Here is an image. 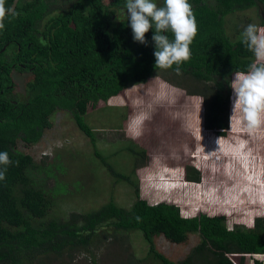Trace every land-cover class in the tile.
<instances>
[{
  "label": "trees",
  "instance_id": "trees-1",
  "mask_svg": "<svg viewBox=\"0 0 264 264\" xmlns=\"http://www.w3.org/2000/svg\"><path fill=\"white\" fill-rule=\"evenodd\" d=\"M160 1L158 6H163L164 0ZM12 2L6 0V6ZM64 3L19 0L18 15L6 16L5 27L0 29V152L7 151L12 161L5 179L0 181V264H31L48 254L89 252L94 241L100 244L105 239V234L99 233L105 232L106 227L140 232L149 246L147 257L158 264H244L247 256L251 264H264L261 260L264 219L258 217L246 226L236 222L232 227L228 225L234 218H249L252 212L261 211V194L246 183L240 184L238 180L242 179L237 175L234 182L222 177V172L216 173L223 171L217 164L225 162L215 156L204 161V165L202 152L194 148L195 137L183 129L177 144L170 145L164 138L168 142L165 147L168 144L173 147L172 154L178 156V160H172L174 163L188 167L190 175L186 178L197 185L185 187V194L198 201L176 197L180 190L175 188L152 203L139 195L137 182L130 175L115 171L106 158L96 153L111 176L135 187L133 204L125 209L110 200L92 212L71 213L65 220L43 221L53 203L29 176L30 171H37V164L30 155L20 152L17 144H37L51 127L50 118L56 111L68 112L78 129L94 143L93 130L84 120L89 112L123 96L130 84L145 83L156 72L176 73L175 65L169 69L155 68L154 29L145 34L147 45L133 40L127 15L123 18L116 15L126 9V0H67L66 7ZM189 3L198 32L190 45L191 57L182 63L179 75L212 83L203 120L205 129L234 143L241 140L240 132L250 135L240 130L241 123L240 129L229 125L230 81L235 71L248 70L254 55L240 37L230 39L225 30L226 17L264 5V0H189ZM258 26L264 27V18ZM165 34L173 39L171 32ZM17 88L20 95L15 92ZM159 114L163 135L167 127L170 131L183 127L181 120L171 118L165 110ZM148 123L152 124L151 118ZM139 133L135 136L136 143L145 138L146 127ZM155 137L162 138L159 134ZM126 151L137 161L146 160L148 155L135 144ZM190 162L192 165L187 166ZM240 186L243 190L234 193L235 199H241L240 207L224 210L219 204V194L224 197L228 188ZM252 186L256 188V182ZM199 200L203 201L196 205ZM216 203L222 210L209 215ZM190 206L193 215L185 213ZM192 234L198 235L199 241L179 263L156 250L157 236L179 245L185 244Z\"/></svg>",
  "mask_w": 264,
  "mask_h": 264
},
{
  "label": "rangeland",
  "instance_id": "rangeland-1",
  "mask_svg": "<svg viewBox=\"0 0 264 264\" xmlns=\"http://www.w3.org/2000/svg\"><path fill=\"white\" fill-rule=\"evenodd\" d=\"M159 1L154 0L157 5ZM116 15L123 18L127 15L126 9L118 11ZM263 18L264 5L228 16L225 22L226 33L235 41L247 25H259ZM211 88L212 83L205 84L190 77L164 71L156 72L145 83L130 84L123 96L100 104L84 117L93 130L94 143L78 129L68 112L56 111L50 118L51 127L45 131L37 144H17V149L30 155L37 164V171H30L29 176L53 203L43 221L47 222L53 218L65 220L71 213L92 212L110 200L125 209L133 204L136 200L135 187L111 176L96 153L106 158L115 171L130 175L131 179L137 182L139 195L146 196L152 203H157L167 195V191L175 188L180 190L176 197L198 201L196 198L186 197L185 194V187L190 189L191 186L197 185L186 178L190 175L188 167L172 161L178 160V156L172 154L175 152L170 145L179 142V132L182 129L195 137L194 148L202 152L201 162L204 165V161L215 156L225 162H222L223 166L221 162L217 164L223 171L218 170L216 173L222 172V177L234 182L237 181V175L242 179L238 180L240 184L246 183L261 194V211L252 212L249 218H234L228 225L232 227L236 222L246 226L258 217L264 219V126L258 130H248L238 120L239 113L230 121V100L229 125L240 129L241 123L240 130L248 132L250 136L240 132L241 140H234L232 143L209 133L203 120L207 101L212 95ZM15 92L20 95L18 88ZM20 99L25 100L24 97ZM161 110H165L171 118L181 120L183 127L177 131H170L167 127L166 134L163 135L164 129L160 130L163 123L159 122L162 117L159 114ZM136 117H143L138 125L133 123ZM150 118L152 124H147ZM143 126L146 127V136L141 143H136L137 127L140 132ZM158 134L162 137L160 140L155 137ZM164 138L168 139L170 144L167 147L165 145L168 142ZM132 144L148 153L146 160L139 158L137 161L126 151ZM192 163H187V166ZM253 182H256V188L252 186ZM228 189L229 192L224 197L219 194V204L224 210L233 211L240 207L241 200L240 197L235 199L234 193L243 190V186L239 189ZM201 201L203 200H199L196 205H200ZM191 206L185 211L187 215L195 214ZM215 206V210L208 211L209 215L218 214L217 210H222L217 203ZM236 206L238 207L234 209ZM102 232L99 234H105V239L100 244L97 240L94 241L89 252L82 250L71 255L68 252L62 255L48 254L31 264H158L147 257L149 246L140 232L115 231L111 227H106L105 232ZM198 241L196 234L189 235L188 241L179 245L157 236L154 244L159 253L179 263ZM261 260L264 263V258ZM251 263L252 260L247 256L244 264Z\"/></svg>",
  "mask_w": 264,
  "mask_h": 264
},
{
  "label": "clouds",
  "instance_id": "clouds-1",
  "mask_svg": "<svg viewBox=\"0 0 264 264\" xmlns=\"http://www.w3.org/2000/svg\"><path fill=\"white\" fill-rule=\"evenodd\" d=\"M125 8L135 42L147 45L145 34L154 29L152 40L155 44V68L169 69L175 65L176 73L181 74V65L190 59V45L198 32L189 0H164L163 6H158L154 0H126ZM17 15L14 5L6 6V0H0V29L5 27L6 16ZM168 32L172 33L173 39L170 40L165 34ZM240 39L253 53L254 60L246 72L235 71L230 81V121L239 113L238 119L248 130H258L264 126V27L249 24ZM142 119L136 117L133 123L138 125ZM139 134L137 127L136 135ZM11 163L8 152H0V166H3L0 168V181L5 179L7 166Z\"/></svg>",
  "mask_w": 264,
  "mask_h": 264
},
{
  "label": "water",
  "instance_id": "water-1",
  "mask_svg": "<svg viewBox=\"0 0 264 264\" xmlns=\"http://www.w3.org/2000/svg\"><path fill=\"white\" fill-rule=\"evenodd\" d=\"M18 1H19V0H13V2H12V4H11V6H12V5H14V6L16 7V6H17V4H18Z\"/></svg>",
  "mask_w": 264,
  "mask_h": 264
},
{
  "label": "flooded vegetation",
  "instance_id": "flooded-vegetation-1",
  "mask_svg": "<svg viewBox=\"0 0 264 264\" xmlns=\"http://www.w3.org/2000/svg\"><path fill=\"white\" fill-rule=\"evenodd\" d=\"M62 1L65 2V3H64V6H65V7L69 5V4H68V5L66 4V1H67V0H59V2H62ZM64 6H63V7H64ZM61 8H62V7H61Z\"/></svg>",
  "mask_w": 264,
  "mask_h": 264
}]
</instances>
